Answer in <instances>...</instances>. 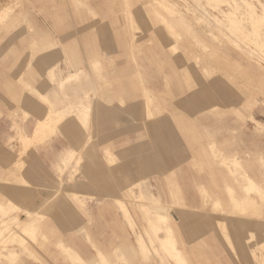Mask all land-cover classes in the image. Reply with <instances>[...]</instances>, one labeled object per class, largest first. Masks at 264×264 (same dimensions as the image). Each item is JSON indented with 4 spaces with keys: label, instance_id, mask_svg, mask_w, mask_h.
<instances>
[{
    "label": "rangeland",
    "instance_id": "374dc122",
    "mask_svg": "<svg viewBox=\"0 0 264 264\" xmlns=\"http://www.w3.org/2000/svg\"><path fill=\"white\" fill-rule=\"evenodd\" d=\"M2 1L0 264H264V0Z\"/></svg>",
    "mask_w": 264,
    "mask_h": 264
},
{
    "label": "crops",
    "instance_id": "0c3cea01",
    "mask_svg": "<svg viewBox=\"0 0 264 264\" xmlns=\"http://www.w3.org/2000/svg\"><path fill=\"white\" fill-rule=\"evenodd\" d=\"M0 9H3V7ZM0 96H1L0 98L2 99V93L1 92H0ZM41 122L42 121H40V123ZM39 124L34 129V132H36V133H38L39 130L41 129V126H39ZM75 138H76V135H75ZM9 205H15V204L11 203ZM23 210H26V209H23ZM24 214L26 215L25 212H24ZM23 229L25 232V228H23ZM2 230H5V227H3ZM2 232L3 231H0V234ZM192 233L193 234L188 237L189 241H185L184 255L188 258L189 262H191L192 264H197L200 260L199 257H201V255L205 249L203 247V243L200 241L202 239V236L198 235L197 232H192ZM28 235H30V232ZM211 237L217 238V236H211ZM24 241H25V238L23 236H21L20 243L22 246H25ZM144 244H145V242L143 240L138 239V246L139 247L143 248L145 246ZM213 245H214V247L212 248L213 250H218L219 248L224 249V247H218L215 244H213ZM146 251H148V252L147 253L145 252V255L146 254L149 255L150 256L149 258L148 257L142 258L141 252L139 251V249L135 248L133 250H131V249L127 250L126 252H124V254L122 252H117V254H115L116 256L113 258V260L116 261L118 259H121V255H123L124 260H126L127 264H161V263L162 264H169V259L165 260L163 257H156L155 254L152 252V249L150 247H146ZM245 251H246V253H248L247 249H245ZM159 254H161V253H159ZM9 255H10V252H9ZM85 255H84V257L88 261H90V258H91L90 256L96 255V253L93 252V250H91L90 252H88ZM78 258L84 263V260L80 256H78ZM86 259H85V261H86ZM214 260H216V259L213 258V261ZM115 264H116V262H115ZM117 264H123V263H117Z\"/></svg>",
    "mask_w": 264,
    "mask_h": 264
},
{
    "label": "bare ground",
    "instance_id": "6f19581e",
    "mask_svg": "<svg viewBox=\"0 0 264 264\" xmlns=\"http://www.w3.org/2000/svg\"><path fill=\"white\" fill-rule=\"evenodd\" d=\"M4 1V0H3ZM2 1V2H3ZM1 2V3H2ZM5 3V2H4ZM1 5V4H0ZM2 6H5V4H2ZM235 8H237V7H235ZM263 10H264V7H263ZM203 14V13H202ZM260 18H263L261 15H260ZM241 20V19H240ZM213 21V20H212ZM232 21V20H231ZM200 23V22H199ZM217 25V24H216ZM245 25V24H244ZM240 27H241V25H240ZM232 29H234V28H232ZM238 34V33H237ZM231 35V34H230ZM233 35H236V34H233ZM233 37H235V36H233ZM237 37H239V36H237ZM238 39V38H237ZM151 101V100H150ZM152 102V101H151ZM153 103V102H152ZM212 197V196H211ZM23 212H25L26 213V217L27 218H30L31 217V213H30V211H28V210H22ZM9 216H8V220H9V218H10V221L12 220L13 222H15L16 224H18V222H16V220H19L18 218V213H9L8 214ZM33 216H35V215H33ZM35 218V217H34ZM38 218V217H37ZM33 219V218H32ZM28 220V219H27ZM10 223V222H9ZM15 223H14V225H15ZM13 225V224H12ZM19 226V225H18ZM29 226V224H26L24 227H28ZM5 227V229H7V228H9L10 226H9V224L7 223V225H5L4 226ZM30 227V226H29ZM12 229V228H11ZM29 230H30V228H29ZM9 231V230H8ZM30 232V231H29ZM9 234V233H8ZM28 234V233H27ZM11 235V234H10ZM14 253H17V252H14Z\"/></svg>",
    "mask_w": 264,
    "mask_h": 264
}]
</instances>
